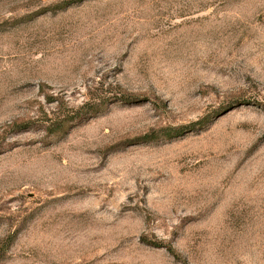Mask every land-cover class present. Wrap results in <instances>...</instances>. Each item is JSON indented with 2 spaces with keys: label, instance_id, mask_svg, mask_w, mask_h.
<instances>
[{
  "label": "rangeland",
  "instance_id": "374dc122",
  "mask_svg": "<svg viewBox=\"0 0 264 264\" xmlns=\"http://www.w3.org/2000/svg\"><path fill=\"white\" fill-rule=\"evenodd\" d=\"M0 264H264V0H0Z\"/></svg>",
  "mask_w": 264,
  "mask_h": 264
},
{
  "label": "trees",
  "instance_id": "16d2710c",
  "mask_svg": "<svg viewBox=\"0 0 264 264\" xmlns=\"http://www.w3.org/2000/svg\"><path fill=\"white\" fill-rule=\"evenodd\" d=\"M203 123H204V121H203V119H201V120H198V121L192 123L190 126L191 127L202 126ZM180 130H181L180 128H176V129H173L172 131H174L175 134H176ZM168 132H170V131H168ZM170 133H173V132H170Z\"/></svg>",
  "mask_w": 264,
  "mask_h": 264
}]
</instances>
